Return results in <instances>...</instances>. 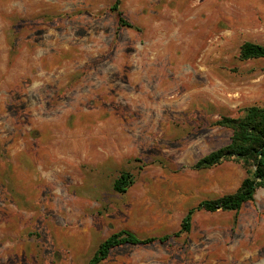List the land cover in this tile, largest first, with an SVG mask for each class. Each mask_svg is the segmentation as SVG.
Wrapping results in <instances>:
<instances>
[{
  "label": "rangeland",
  "instance_id": "obj_1",
  "mask_svg": "<svg viewBox=\"0 0 264 264\" xmlns=\"http://www.w3.org/2000/svg\"><path fill=\"white\" fill-rule=\"evenodd\" d=\"M0 0V264H89L122 229L172 235L98 264H264V187L198 209L246 175L215 124L264 105V0ZM134 174L125 193L113 189Z\"/></svg>",
  "mask_w": 264,
  "mask_h": 264
},
{
  "label": "trees",
  "instance_id": "obj_2",
  "mask_svg": "<svg viewBox=\"0 0 264 264\" xmlns=\"http://www.w3.org/2000/svg\"><path fill=\"white\" fill-rule=\"evenodd\" d=\"M119 4L120 0H116L111 7L112 10H117L118 25L133 26V23L119 9ZM239 58L241 60L264 58V44L253 41L243 42L240 46ZM215 124L231 129L230 141L200 158L194 167L205 169L225 160H235L242 164L246 175L236 191L213 199H203L198 203L197 208L210 212L217 210L238 212L246 202L254 200L258 188L264 187V105L247 106L237 117L223 115ZM134 179L133 173L122 171L113 181L114 191L125 193ZM194 211L190 209L186 213L180 229L172 235L144 237L127 229L112 233L100 242L89 264L100 263L109 256L113 248L121 245H149L189 233Z\"/></svg>",
  "mask_w": 264,
  "mask_h": 264
}]
</instances>
